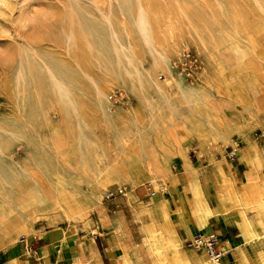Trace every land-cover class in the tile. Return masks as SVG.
<instances>
[{"label": "rangeland", "instance_id": "obj_1", "mask_svg": "<svg viewBox=\"0 0 264 264\" xmlns=\"http://www.w3.org/2000/svg\"><path fill=\"white\" fill-rule=\"evenodd\" d=\"M180 85L194 91L185 96ZM132 108L151 143L155 127L162 136L180 116L196 129L186 156L199 172L209 167L200 174L209 201L216 195V162L241 189L252 176L237 148L253 155L262 147L264 180V0H0V198L18 201L37 189L51 193L47 206L55 209L39 211L32 221L35 229L57 232V245L63 229L75 230L70 245L90 232L87 214H75L71 223L49 221L63 212L57 201L85 190L87 168L104 167V153L126 162L141 153L137 137L119 141L123 130L137 129L134 116L125 117ZM210 112L228 123L229 132L203 151L198 127L213 120ZM174 163L179 170L180 161ZM133 173L145 178L135 188L139 206L150 201L142 195L147 182L154 181L157 192L162 184L163 194H170L162 174L151 181L141 163ZM117 185L135 197L129 184L109 181L98 209L123 211L126 244L137 248L146 237L129 204L123 196L104 199ZM210 223L218 227L215 219ZM106 230L109 242L114 229ZM181 245L204 255L188 248L185 238Z\"/></svg>", "mask_w": 264, "mask_h": 264}, {"label": "bare ground", "instance_id": "obj_2", "mask_svg": "<svg viewBox=\"0 0 264 264\" xmlns=\"http://www.w3.org/2000/svg\"><path fill=\"white\" fill-rule=\"evenodd\" d=\"M142 24V29L145 31V19ZM180 87L185 96L189 91H194V89L187 90L182 85ZM98 95L110 103L106 91L99 89ZM125 113V117L130 119V116L135 115V108L129 109ZM210 115L213 120L202 122L198 127L197 138L203 151L210 149L212 141L226 139L229 132L228 123L220 115L215 112H210ZM130 120L137 127L136 131L129 133V131L123 130L124 134L119 141L124 144L137 137L142 146L139 156L126 162L118 154L111 156L104 153L105 166L97 165L96 169L87 168V173L82 181L87 184L85 190L79 193L74 191L71 201L64 203L57 201V204L63 208V212L59 215L53 214L50 217V223L57 224L58 221L71 223L75 214H87L86 224L93 234L102 235L104 234L103 229L112 226L114 231L109 241L108 250L114 264H147V261H150L151 264H264V180L260 179L261 171H259L262 147L257 149L253 155H244L242 149L237 148L244 168L249 171L254 170L249 181L243 184L242 189L236 180L230 179L216 162L218 171L213 183L215 197L209 201L205 191L194 187V196L189 201L180 183V175H175L174 162L180 161L181 163L188 147L186 142L191 134L195 135L196 129L190 128L187 119L180 116L170 130L162 132V136H158L161 133L159 126L155 127L152 134L157 139L151 143L148 133H145V127L141 126L138 119L134 116ZM139 163L148 170L151 181L155 180L157 183L160 179L156 173H163V179H167L165 184L168 191L178 192L181 204L176 208V211L181 223L188 230H193L194 235L191 237L197 234L204 235L208 232L210 230L208 221L212 216H216L225 224L234 222L237 225L240 232L239 241L234 244L235 250L232 251L235 254L234 260L215 261L208 257L205 251L204 255L199 257L184 250L181 245L182 239L176 229L177 224L171 220L170 205L167 200L163 198L155 200L152 197L150 207L138 206L135 204V197L129 195V192L125 194V199L138 219L146 240L135 249L131 244H126V226L115 225L111 214H108L104 209H98L101 205L100 192L109 181L115 180L125 185L129 184L131 191H134L145 179L144 177L136 178L133 175L135 167ZM17 164L28 173L26 164L19 161ZM152 182L154 183V181ZM159 186V190L164 191V186L162 184ZM39 191L37 189L36 192H27L18 201L7 197L0 198V251L15 252L22 237L41 233L33 227L32 217L39 211L47 208L52 209L54 206H47L53 198L51 193L46 195ZM95 211L98 212V215ZM52 212L54 213V211ZM94 225L99 228L94 229ZM74 233V228L69 227L67 230H63L60 235L57 252L62 263L59 264H93L92 250L82 241H74L78 256L73 257L74 259L71 257L70 239L75 237ZM91 238H89L90 242ZM226 253L228 252L224 254ZM65 260L68 262L63 263ZM8 264H21L18 255L13 254L12 260Z\"/></svg>", "mask_w": 264, "mask_h": 264}, {"label": "crops", "instance_id": "obj_3", "mask_svg": "<svg viewBox=\"0 0 264 264\" xmlns=\"http://www.w3.org/2000/svg\"><path fill=\"white\" fill-rule=\"evenodd\" d=\"M179 165H180V169L176 170L174 167V172H175V175H177V176L180 175V178H181L180 183L183 187V190L186 193V198L189 201L192 200V198L194 196V187H198L199 190L205 191V193H206L207 187H206V184L204 183V178L202 176H200V174L203 172H206L209 167L208 166L205 167V168H207L206 171L199 172L197 165L194 163H191L189 161V159L186 156V153L184 154L183 160L181 161V163ZM160 174L163 175V173H160ZM197 175H198V177H197ZM163 178H164V175H163ZM139 186H137V187H139ZM153 189L156 192V194L154 196L148 195L146 190L142 194L144 199H150V201L148 203H144L145 205H142V206L150 207L152 204V201H151L152 197L155 198L158 195L163 196V198L169 199L170 200L169 205H170L171 220L175 224H177L176 229H177L179 237L182 239V242H184V238H185V241L187 242V240L192 238L191 236L194 235V232H193V230H188L181 223V219L179 217V214L176 211V208L179 207L181 204L178 192L174 191L173 193H171L170 191H168L170 194L164 195L163 190H160L159 192H157L154 183H153ZM135 191H136V189H134V195L136 193ZM136 195H137V193H136ZM136 195H135V200H136ZM122 200H124L125 205H128L127 201L125 199V195L122 197ZM135 204H137V201H135ZM137 205L139 206V204H137ZM193 206L196 208L195 205H193ZM122 213H123V211H121V210H118V212L113 213L114 215H112V221L115 225L122 224V225L126 226V231H127V223L123 219ZM212 219H215L218 227L215 228L214 224L210 223V221ZM128 221H130V220H128ZM136 223H137V226L139 228L137 221H136ZM208 223L210 226V230L208 233H206L204 235L215 232L221 237L222 246L225 247V245H226L225 252H228V253L224 254L221 261H223V260H234L235 254L232 251L235 250L234 244L239 241V232H240L237 225L234 224V222H230V223L225 224L224 222H222L218 218H216V216L210 217ZM132 226L133 225H131V228H132ZM97 228H99V227L97 225H94V229H97ZM235 229H237L238 233H234ZM37 230L42 231V234H46V236H43L41 233H37V234L29 236L27 238L28 240L25 239L26 242H28L29 246H31V249H32V252L30 255L25 254V252H24L25 244L22 242V239H21L20 242L22 244L20 245V242H19V245L17 246L15 252L0 251V264H8L12 260L13 254L18 255V258H19V261L21 264H59L61 261L59 259V254L57 252V248L60 245V243H59V245H57L55 243L57 240V236H58L57 232H55L54 230H46V231H44L42 229H37ZM63 230H65V229H63ZM103 230L105 231L104 232L105 235H107L108 233L111 232L110 230H106V229H103ZM131 231H132V229H131ZM181 233L184 234L183 237H181ZM105 235H101L99 233L93 234L90 230L88 235L83 236L82 238L76 237V238L80 239L82 242H84L85 244H87L88 247L92 250L93 257L91 258V260H92L93 264H96V263L112 264V258L110 257V253L108 250V246H110V243L106 241ZM89 238L92 239L91 242H90ZM59 240H60V237H59ZM30 241H32V244L30 243ZM130 244H127V245H130ZM70 248H71L70 249L71 257L76 258L78 256L77 255V251H78L77 247L74 244H71ZM195 252L203 253L204 251H199V252L195 251ZM101 253H105V256H102L100 258L99 256ZM66 262H68V261L65 260V262H63V263H66Z\"/></svg>", "mask_w": 264, "mask_h": 264}, {"label": "built area", "instance_id": "obj_4", "mask_svg": "<svg viewBox=\"0 0 264 264\" xmlns=\"http://www.w3.org/2000/svg\"><path fill=\"white\" fill-rule=\"evenodd\" d=\"M145 190L148 195L154 196L156 192L153 189V182H148L145 184ZM127 188L125 186L117 185L106 191L104 199L112 200L119 196H124ZM24 246V252L26 255H30L32 252L31 246L25 240L22 241ZM221 237L215 233H209L207 235L197 234L191 239L187 240L186 246L195 251H205L207 255L215 261H221L224 256V247L222 246Z\"/></svg>", "mask_w": 264, "mask_h": 264}]
</instances>
